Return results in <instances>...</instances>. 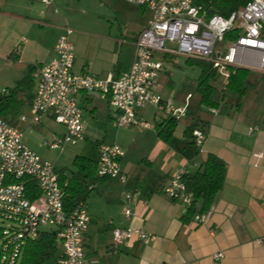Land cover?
Listing matches in <instances>:
<instances>
[{"label": "crops", "instance_id": "crops-1", "mask_svg": "<svg viewBox=\"0 0 264 264\" xmlns=\"http://www.w3.org/2000/svg\"><path fill=\"white\" fill-rule=\"evenodd\" d=\"M69 1L53 0L45 6L38 0H0V64L5 62V85L0 92L8 90L10 94L20 81L29 78L14 93L17 106L3 118L23 132L25 144L22 125L54 126L56 134L51 141L66 134V128L57 124L52 114L38 125L30 119L38 87L36 73L55 58L56 45L67 29L73 31L74 72L112 80L131 69L135 43L152 19L149 11L151 18L127 35L116 34L112 24L108 31L98 32L68 15ZM160 55L156 57L163 63V59L177 57L162 55L160 59ZM163 72L158 80L160 95L177 107H186L188 115L177 121L168 141L162 140L156 129L167 118L153 107L138 113V120L147 122L149 129H124L118 136L115 145L125 152L121 170L127 182L103 179L94 186L87 202L91 225L85 246L89 242L93 248L105 240L107 254L120 258L122 264H219L214 260L218 252L225 255L223 264H264V114L241 104L247 94L242 99L229 98L241 102L230 108L222 107L228 99L215 107L204 106L200 95L192 104L193 97L170 89L173 82L163 79ZM76 100L83 115L87 111L94 118L101 113L106 122L115 121L118 126V112L99 93L82 92ZM23 117L28 119L23 121ZM89 123L87 120L85 133ZM196 123L207 133L203 148L186 134ZM96 145L99 155L102 143ZM210 155L224 161L226 179L211 207V220L197 225L185 220L186 206L169 200L164 189L179 172L196 174ZM92 160L99 165V157ZM56 169L58 173L63 170ZM126 192L137 193L130 203L125 201ZM128 207L134 213L131 219L124 217ZM127 228H142L155 240L148 245L141 241L116 244L113 231ZM94 252L85 250L88 259L98 260L94 256L98 252Z\"/></svg>", "mask_w": 264, "mask_h": 264}, {"label": "built area", "instance_id": "built-area-1", "mask_svg": "<svg viewBox=\"0 0 264 264\" xmlns=\"http://www.w3.org/2000/svg\"><path fill=\"white\" fill-rule=\"evenodd\" d=\"M45 6L53 0H38ZM152 13V19L135 43V59L131 69L112 80H102L90 74H76L75 47L70 41L73 31L67 29L55 48V58L36 73L38 87L31 104L30 123L38 125L48 114L66 128V134L46 143L52 150L76 146L85 140L83 111L77 96L99 93L118 112V127L123 129L150 128L138 120L139 111L153 107L166 118L176 121L188 115L186 107L165 101L159 93V77L164 71L157 55L181 56L186 59L210 61L217 70L243 68L264 74V0H252L229 17L202 14L194 0H124ZM228 76V75H227ZM9 91L0 92V101ZM28 118L23 117L26 121ZM250 135L253 131L249 132ZM195 144L203 148L207 133L202 127L193 131ZM125 152L118 145H101L98 174L122 184L121 161ZM179 172L164 189L169 200L190 207L193 195ZM136 192H126L130 203ZM65 191L55 165L24 143L23 132L0 116V264H21L29 242L43 233L57 235L60 257L57 264H99L88 259L85 237L91 225L88 205L67 212ZM130 207L124 217L131 219ZM212 218L210 209L197 214L193 222L204 225ZM116 244L141 241L145 245L155 236L142 228L115 229ZM225 255L218 252L214 260L223 264Z\"/></svg>", "mask_w": 264, "mask_h": 264}, {"label": "rangeland", "instance_id": "rangeland-1", "mask_svg": "<svg viewBox=\"0 0 264 264\" xmlns=\"http://www.w3.org/2000/svg\"><path fill=\"white\" fill-rule=\"evenodd\" d=\"M69 4L71 9H69L68 15L72 19L78 22H87L89 28L91 27L94 31L98 32L108 31L112 24L116 34L127 35L136 29L137 26L151 18L149 11L142 12L124 0H70ZM159 58L163 59V56L160 55ZM163 60L165 70L162 77L167 81L173 82L170 89L193 97L192 104H195L199 98L196 89L202 75V68L195 63L189 64L186 58L181 56H177L173 60ZM4 64L5 62L0 64V88L5 85ZM229 77L230 71H225V74H223V71L219 69L215 82H213L214 88L218 92L223 91L228 84ZM263 78L264 74L253 71L250 80L254 82L255 88L248 91L247 97L242 100V103L239 100L228 99L222 107L230 108L232 105L236 106L241 103L244 106H248L252 112L264 114ZM192 110H194L193 107ZM87 120L90 121V127L86 129V141L76 146L67 145L64 149L52 150L46 143L51 142L53 134H56V129L54 126L48 128L42 125H22L25 133V142L44 160L51 161L56 167L70 174V171L73 170L75 156L83 155L91 159H97L99 157L97 142L102 143V145L113 146L118 136L124 133V129L118 128L115 121L106 122L101 113H98L92 118L87 111H84L83 122L85 128ZM105 243V240H101L100 243L97 242L92 248L90 243L86 242L85 250L91 253L97 251L98 253L94 256L99 260L100 264H122L120 258L107 254ZM59 257L60 253H57L47 264H57Z\"/></svg>", "mask_w": 264, "mask_h": 264}, {"label": "trees", "instance_id": "trees-1", "mask_svg": "<svg viewBox=\"0 0 264 264\" xmlns=\"http://www.w3.org/2000/svg\"><path fill=\"white\" fill-rule=\"evenodd\" d=\"M250 1L252 0H194V4L208 18L214 15L229 17ZM187 62L189 64L195 63L202 68L197 93L200 95L201 104L204 106L215 107L229 98L242 99L250 89L255 88L254 82L250 80L252 76L250 70L229 68L228 84L223 91L218 92L213 85L218 70L210 61L187 59ZM28 79V77H25L19 82V86L10 90V94L2 98L0 101L1 117H4L11 108L17 106L14 93L20 86L26 84ZM176 125L177 121L175 119L167 118L156 127L159 137L164 141H168L172 137ZM198 127H200L198 123L190 126L186 130L187 136L194 140L193 131ZM73 167L70 176H67L64 170L59 171L60 181L65 191L64 205L69 213L74 212L80 204H87L96 184L101 183L103 179H110L99 176L97 161L82 155L74 159ZM225 179V163L215 155H210L203 168L196 174H184L183 181L188 192L193 195L192 205L187 208L185 216L187 222L193 220L195 215L204 214L211 209L224 186ZM57 253H60L57 235L45 232L37 240L27 244L21 264H47Z\"/></svg>", "mask_w": 264, "mask_h": 264}]
</instances>
